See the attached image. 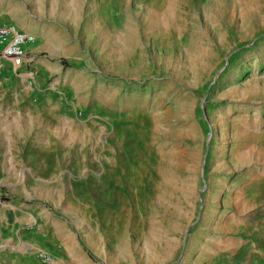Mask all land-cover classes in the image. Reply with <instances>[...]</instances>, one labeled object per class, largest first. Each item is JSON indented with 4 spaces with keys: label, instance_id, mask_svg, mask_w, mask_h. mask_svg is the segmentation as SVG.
Listing matches in <instances>:
<instances>
[{
    "label": "rangeland",
    "instance_id": "obj_1",
    "mask_svg": "<svg viewBox=\"0 0 264 264\" xmlns=\"http://www.w3.org/2000/svg\"><path fill=\"white\" fill-rule=\"evenodd\" d=\"M0 21L35 37L0 63V264H264V0H0Z\"/></svg>",
    "mask_w": 264,
    "mask_h": 264
},
{
    "label": "built area",
    "instance_id": "obj_2",
    "mask_svg": "<svg viewBox=\"0 0 264 264\" xmlns=\"http://www.w3.org/2000/svg\"><path fill=\"white\" fill-rule=\"evenodd\" d=\"M35 42V37L17 28L13 24L0 21V63L7 64L14 72H20L31 63L26 48ZM38 257L44 264H51L50 257L39 253Z\"/></svg>",
    "mask_w": 264,
    "mask_h": 264
},
{
    "label": "crops",
    "instance_id": "obj_3",
    "mask_svg": "<svg viewBox=\"0 0 264 264\" xmlns=\"http://www.w3.org/2000/svg\"><path fill=\"white\" fill-rule=\"evenodd\" d=\"M65 1L68 2V3H73V2L78 1V0H65ZM117 1H126V0H117ZM71 8L73 9L74 6L71 5ZM57 180H58V177H54L51 180H46L45 179L43 182L46 183L45 186H47L48 188H50V186H51L52 183H55L56 182V184H57ZM45 200L46 201L49 200L48 199V196L45 197ZM262 202H264V201H262ZM259 232H260V235H261V239L260 240H261V243L263 244V249H264V226H263V228L260 229ZM56 246L59 247V248H61V249L64 248L66 250V240H64L62 238H60V239L57 238V240H56ZM262 252L264 253V250ZM263 263H264V261H263Z\"/></svg>",
    "mask_w": 264,
    "mask_h": 264
}]
</instances>
